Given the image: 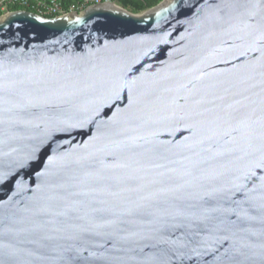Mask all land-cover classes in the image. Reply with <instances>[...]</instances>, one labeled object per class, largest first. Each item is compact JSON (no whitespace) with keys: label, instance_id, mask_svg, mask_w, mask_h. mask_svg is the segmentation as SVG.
I'll return each instance as SVG.
<instances>
[{"label":"water","instance_id":"95a60500","mask_svg":"<svg viewBox=\"0 0 264 264\" xmlns=\"http://www.w3.org/2000/svg\"><path fill=\"white\" fill-rule=\"evenodd\" d=\"M0 264H264V0L0 16Z\"/></svg>","mask_w":264,"mask_h":264},{"label":"built area","instance_id":"2783aa9c","mask_svg":"<svg viewBox=\"0 0 264 264\" xmlns=\"http://www.w3.org/2000/svg\"><path fill=\"white\" fill-rule=\"evenodd\" d=\"M117 0H0V16L11 11L26 10L44 17H58L80 12L91 5ZM17 9V10H13Z\"/></svg>","mask_w":264,"mask_h":264},{"label":"trees","instance_id":"16d2710c","mask_svg":"<svg viewBox=\"0 0 264 264\" xmlns=\"http://www.w3.org/2000/svg\"><path fill=\"white\" fill-rule=\"evenodd\" d=\"M162 1L163 0H117L116 3L130 12L138 14L157 6Z\"/></svg>","mask_w":264,"mask_h":264}]
</instances>
